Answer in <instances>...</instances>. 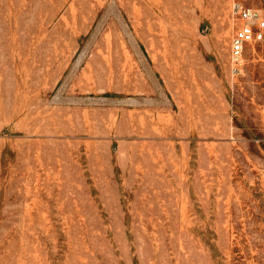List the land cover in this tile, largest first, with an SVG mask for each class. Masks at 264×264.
Returning <instances> with one entry per match:
<instances>
[{
	"label": "rangeland",
	"instance_id": "rangeland-1",
	"mask_svg": "<svg viewBox=\"0 0 264 264\" xmlns=\"http://www.w3.org/2000/svg\"><path fill=\"white\" fill-rule=\"evenodd\" d=\"M238 25L232 0H0V264H264Z\"/></svg>",
	"mask_w": 264,
	"mask_h": 264
},
{
	"label": "built area",
	"instance_id": "built-area-1",
	"mask_svg": "<svg viewBox=\"0 0 264 264\" xmlns=\"http://www.w3.org/2000/svg\"><path fill=\"white\" fill-rule=\"evenodd\" d=\"M232 11L239 25L231 42V60L233 72L239 73L247 48L264 42V10L251 6L249 0H232Z\"/></svg>",
	"mask_w": 264,
	"mask_h": 264
}]
</instances>
